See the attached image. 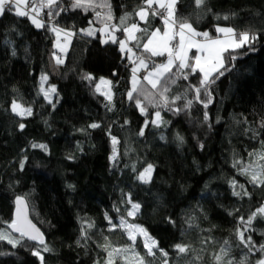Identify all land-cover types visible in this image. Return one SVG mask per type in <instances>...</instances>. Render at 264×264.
I'll return each mask as SVG.
<instances>
[{"label": "trees", "instance_id": "obj_1", "mask_svg": "<svg viewBox=\"0 0 264 264\" xmlns=\"http://www.w3.org/2000/svg\"><path fill=\"white\" fill-rule=\"evenodd\" d=\"M73 2L58 0L52 9L59 12V34L49 24L37 28L27 16L16 15L15 8L0 15V230L10 232L13 198L21 196L52 249L42 252L44 264H107L114 249L121 251L114 252L112 264H125L123 251L143 258L144 264H257L264 258L259 250L264 245V214L250 225L240 218L247 221L264 205V185L251 183V176L242 171L258 167L264 172V0H204L200 6L195 0H177L175 19L187 20L197 31L218 36L215 27L225 25L258 38L231 53L237 59L207 90L201 88L199 99L198 70L186 69L184 79L174 69L157 89L142 79L147 70H140L134 95L145 113L135 99H128L133 63L119 43H101L99 33L88 36L81 29L141 24L146 31L136 33L138 42L128 46L152 69L166 56L153 57L142 44L155 26H162V18L149 12L147 23H141L135 13L143 0H92L86 8H74ZM66 32L74 35L65 61L57 64L61 52L56 43ZM114 34L126 38L123 31ZM89 74L93 79H85ZM42 75L47 80L40 86ZM101 78L111 81V101L97 91ZM53 85L56 92L49 102L41 88ZM161 93L169 101L167 107L162 106ZM175 97L180 99L172 102ZM189 100L191 106L185 107ZM13 101L31 108L32 115H16ZM156 111L166 124H151ZM93 123L99 127H89ZM113 136L118 143L111 160ZM33 144H44L47 151ZM148 164L153 165L151 179L143 183L137 176ZM232 181L243 185L248 195H233ZM129 195L140 205L134 216L127 214L132 207ZM121 217L146 229L158 245L154 255L147 254L140 240L133 244L127 238L118 225ZM245 227L252 251L238 238L237 230ZM177 244L188 250L179 253ZM40 247L32 241L12 247L0 240V264H40L32 254Z\"/></svg>", "mask_w": 264, "mask_h": 264}, {"label": "snow or ice", "instance_id": "obj_2", "mask_svg": "<svg viewBox=\"0 0 264 264\" xmlns=\"http://www.w3.org/2000/svg\"><path fill=\"white\" fill-rule=\"evenodd\" d=\"M177 0H143V4L146 6H142L139 11H137L135 14L139 16L141 21H144L147 23V17L149 15V12H151V15L153 17L160 16L163 19V23L165 25L163 35H161V29L157 28L151 32V34L147 37V42L143 44V49L145 52H150L151 56H163L165 53H167V62L163 64H152V70L147 71V74L142 76V79L144 81H147L149 84L152 85L153 89H157L158 85L164 84L168 78L173 74V70L175 69V72L180 73L184 79L188 78V74L185 71L186 69H191L193 73L199 72L202 74V79L200 80V88H196V99H199V94L201 91V88L207 90L208 84L213 83L215 79H218L219 76H223L224 72L228 70V65L231 61L237 59L235 55H232V52H235L238 49H243L246 46H251L256 40H257V34L250 33L248 31L239 32L237 33L235 29L231 27L222 28L217 27L216 31L218 33H224L225 36L223 39L216 38L212 39L209 36L208 32H197L195 28L193 27L192 23H189L187 20L183 21H177L175 19V12H174V5L176 4ZM197 6H200L203 4L204 0H195ZM21 4H32V8L30 11H24L21 10L19 7ZM58 0H41L39 6L36 5V0H0V15H2L5 11H11L13 8L16 10V15L20 17L27 16L31 22L37 27L41 28L44 27V23L39 19L40 11L43 8H48L49 11L47 15L49 17L57 16L59 15V12H54L52 9L57 6ZM153 5H157L158 9H167V16L164 15V12L159 11L157 9L153 8ZM92 6V0H74L72 7H91ZM35 13V15H31V13ZM109 13H110V6H109ZM129 14H125L124 17H121V25L124 24ZM97 16H99V13H97ZM108 19H111V15L109 14ZM227 19V17H225ZM92 22L90 21V24ZM178 27L179 31H174L171 29H175ZM106 28L108 26L106 25ZM187 30V32L185 31ZM52 31L57 32L59 34V29L53 28ZM82 32H84L88 36H94L96 34V31H103V30H97L93 28L89 29H81ZM116 31H123L126 35V39L120 40L112 33ZM146 29H141L138 25V23H132L129 26L126 27H120L117 25H112L110 27V30L108 31V35L110 36L112 43H119L120 50L124 54V56L132 61L133 64L136 66L132 67V88L127 93L128 99L133 100L135 99L137 107L140 109L141 113H145L146 109L143 106L142 102L134 95L139 91L137 85L140 83V77L137 76V73L140 72L141 69L148 70L149 69V62L145 60L143 56L135 57V53L133 52V49L131 47H128V42L130 41H137L138 37L136 33L138 32H145ZM66 38L71 37L74 35L71 32L65 33ZM176 36H179V43L175 46H171L172 41L175 39ZM196 37H203V41H198L195 39ZM109 41L107 39L102 40L101 43H108ZM190 49H196V52L193 57H189L188 53ZM61 51H64L62 48ZM55 55V54H54ZM135 57V59H134ZM57 64H62L63 60L59 59L57 57L56 59ZM138 62V63H137ZM85 79H93L91 75H87ZM47 80V75H42L41 81ZM172 83H175V80L171 81ZM101 83L105 85L111 86V81L105 80L104 78H101ZM100 90V85H97V91ZM43 91V88H42ZM165 93L168 91V88L165 87L163 90ZM55 93L56 88L55 86H51L48 91L44 92V96L46 99L49 98V93ZM106 96V99L111 101L112 97L110 92L104 93ZM208 103H211L210 93ZM148 97L146 96L145 99ZM161 99L163 101L162 106L167 107L169 105V101L167 97L161 93ZM176 99H180V97H175L172 102H174ZM51 102V101H50ZM192 101L189 100L185 107L191 106ZM205 108H207V103H205ZM169 110H173L169 108ZM12 111L14 113H17L20 116L24 115H32V109L31 108H21L19 104H17L15 101H13L12 104ZM175 111H180V109H175ZM204 119L207 121L209 119L208 113L205 112ZM127 123V122H126ZM149 121H145V126H147ZM166 121H163L161 118L160 111L155 112V118L151 120V124L154 126L159 127L161 124H166ZM25 127L24 124H20V128L23 129ZM91 128H97L99 127L98 124L93 123L89 125ZM140 135L144 134V129L141 128ZM163 138V137H162ZM181 142H183V137L178 136L177 137ZM112 143H113V156L110 157V159H115V146L118 143V140L116 137H112ZM33 147H39L47 151V146L44 144H33ZM201 147H203L201 145ZM71 159V157H69ZM238 163V162H237ZM21 167H23V162L21 163ZM153 171V165L148 164L147 167L144 168L142 172L139 173L137 176V179L140 180L143 183H148L151 179V174ZM243 172L245 174L248 173V169H243ZM259 177V178H258ZM251 183L253 184H259L264 185V172L252 174L251 176ZM234 188L233 195L235 196H241V195H248L247 191L244 189L243 185H237L235 181L231 182ZM71 187V185H70ZM239 187L241 191H236L235 189ZM127 203H130L132 205L131 209L128 211V216H134L140 209V205L138 203H133L131 200V197L129 195V198L127 200ZM16 213L14 214V217L12 221L9 223L8 227L12 230L11 232L8 231H0V240H7V242L12 245V247H18V246H24L28 241L36 242L39 246H41L39 249L34 248L32 250V254L39 258L40 264H44V256L42 255V252H51L52 249L47 245L43 233L40 232L39 228L36 227L35 224H33L30 220L27 218V206L24 203V199L22 197L16 198ZM264 214V205H261L255 212L252 213V215L248 218L247 221H244V218H240V222L242 224L250 225L252 220L257 217V215ZM106 219L109 220V223L111 224V218L105 214ZM125 220L123 217H121V226L125 224ZM89 227H92L91 224L88 225ZM113 228L116 227V225H112ZM128 238L129 240L133 241V244H135L137 235H143L144 236V247L147 249L148 255H154V249H158L157 242L152 239L148 234L146 229H144L140 225H128ZM247 231V227L244 228L243 231L237 230L238 238L240 240V243L244 245V247L248 248L249 251H252V238L251 236H248L245 238V232ZM13 233H18V236H13ZM86 235V233L82 230V236ZM227 241H225V244L227 245ZM176 249L179 253H185L188 249L187 246L177 244L175 245ZM259 250L261 252H264V245H260ZM120 249H114L112 252H108V261L107 264H112V258L114 255V252H119ZM159 251L164 255L167 256V253L164 252L162 249H159ZM222 251H224L222 249ZM224 254H227L226 252ZM138 255V254H137ZM217 261L221 260L220 256L216 257ZM140 264H144L143 258H140ZM231 264V262H229ZM257 264H264V259H261L257 261Z\"/></svg>", "mask_w": 264, "mask_h": 264}, {"label": "rangeland", "instance_id": "obj_3", "mask_svg": "<svg viewBox=\"0 0 264 264\" xmlns=\"http://www.w3.org/2000/svg\"><path fill=\"white\" fill-rule=\"evenodd\" d=\"M143 6H145V5H143ZM20 7V6H19ZM146 7V6H145ZM22 10H24V11H27V9L26 8H24V7H20ZM174 8H175V5H174ZM29 10H31V8L29 9ZM16 11V10H15ZM137 11H139V9L137 10ZM149 15H150V13H149ZM149 15H148V17H149ZM138 17V20L141 22V23H144V21H141L140 20V18H139V16H137ZM147 17V18H148ZM161 22L163 23V19H161ZM106 25L107 24H104V25H101V27H97V26H92L91 28H93V29H97V30H103V31H96V33H99V35L101 36V41L102 40H105V39H107L109 42H111V39H110V36L107 34L108 33V31L110 30V26L109 25H107L108 26V28H106ZM131 25V24H130ZM139 25V27H141V24H138ZM35 26V25H34ZM129 26V25H128ZM218 26H216L215 27V31H216V28H217ZM219 27H222V28H227V27H231V26H225V25H219ZM157 28H159V29H161V35H163V31H164V28H165V25H164V23L162 24V26H155V28L153 29V30H155V29H157ZM232 28V27H231ZM152 30V31H153ZM171 30H174V31H179V29H178V27H176L175 29H171ZM196 30V29H195ZM151 31V32H152ZM186 32H187V30H185ZM197 31V30H196ZM151 32H150V34H151ZM197 32H200V33H202V32H205V31H197ZM113 35H115L114 33H112ZM216 34H218V36H213V37H211L210 35V37L212 38V39H216V38H220V39H223L224 38V36H225V34L224 33H218L217 31H216ZM59 36H61V35H59ZM123 39H126V38H123ZM122 39V40H123ZM195 39H197L198 41H203V37H196ZM66 41H67V46L64 48V47H62V46H59V45H57V43H56V48L59 50V52H61V55L59 56V55H57L56 56V59H57V57L59 58V59H61V60H63V61H65V56H66V53H67V51H68V47H69V44H70V41H71V38L69 39V38H67L66 39ZM147 42V38L145 39V41H144V43H146ZM143 43V44H144ZM179 43V36H176L175 37V39L172 41V44L170 45V47L171 46H175V45H177ZM142 44V45H143ZM120 46V45H119ZM128 47H130V46H128ZM64 49V51H61V49ZM195 52H196V49H190L189 50V53H188V55H189V57H193L194 56V54H195ZM123 56H124V54H123ZM163 56H166V60L163 62V63H166L167 62V53H165ZM138 63V62H137ZM163 63H161V64H163ZM134 66H136L135 64H132V66L131 67H134ZM141 70H145V69H141ZM152 69H148L147 71H151ZM147 71H146V74H147ZM131 81H130V88H132V75H131ZM105 80H108L109 81V79H107V78H104ZM39 82H40V86L41 85H43V83H44V81H43V83H42V81H41V77H40V80H39ZM99 85H100V92L105 96V94L104 93H108V92H110V94H111V89H110V86L109 85H105V84H103V83H101V79H100V81H99V83H98ZM43 88V91L42 92H45V91H48L50 88H48V89H44V87H42ZM41 88V89H42ZM106 97V96H105ZM46 99V98H45ZM47 101H51L52 100V93L50 92L49 93V98L48 99H46ZM17 103V102H16ZM11 104H13V102L11 103ZM18 104V103H17ZM20 106H21V108H24L21 104H19ZM11 109H12V105H11ZM16 115H18L17 113H15ZM19 117H20V115H18ZM24 116H29V115H24ZM24 116H22V117H24ZM243 169H245V167H242V171H243ZM248 169V174L250 175V176H252V174H256V173H260L261 172V170H260V168H258V167H251V168H247ZM259 178V177H258ZM132 206V205H131ZM125 224L123 225V226H121V220L120 221H118V225H119V227L120 228H122L124 231H125V234H126V236H127V238H128V230H127V226L128 225H137V224H135V223H130V222H128L127 220H125ZM0 231H5V230H0ZM19 235V234H18ZM18 235H13V236H18ZM137 240H140L141 241V243H142V248H145L144 247V236L143 235H137V238H136V241ZM7 241V240H6ZM131 241V240H130ZM131 242H133V241H131ZM145 250H146V252H147V249L145 248ZM120 255H122L123 256V260H124V262H125V264H140V260L139 259H137L135 256H134V254L133 253H131V252H129V251H127V252H122V253H120ZM150 256V255H149ZM264 259V258H263ZM162 264H168L166 261L164 262V263H162Z\"/></svg>", "mask_w": 264, "mask_h": 264}, {"label": "built area", "instance_id": "obj_4", "mask_svg": "<svg viewBox=\"0 0 264 264\" xmlns=\"http://www.w3.org/2000/svg\"><path fill=\"white\" fill-rule=\"evenodd\" d=\"M25 8L27 9V11H30V10H29L30 8H29L28 5H26ZM153 8L158 10V8H157L156 5H154ZM159 11L164 12V15L167 16V9H160ZM98 13H99V17H101V14L104 13V9L101 8V10H100ZM34 15H35V14H34ZM39 19H41V21H42L43 23H45V24H47V25L49 24L52 28H54V27L57 28V26H56V17H55V16H53V17H49V16L47 15V13L44 12L43 10L40 11ZM57 29H58V28H57ZM59 30H61V29L59 28ZM61 32H62V31H61ZM142 74H143V72H139V73H138L139 76H141ZM112 156H113V155H112ZM115 156H116V153H115ZM111 160H112V159H111Z\"/></svg>", "mask_w": 264, "mask_h": 264}, {"label": "water", "instance_id": "obj_5", "mask_svg": "<svg viewBox=\"0 0 264 264\" xmlns=\"http://www.w3.org/2000/svg\"><path fill=\"white\" fill-rule=\"evenodd\" d=\"M17 197H21V196H15L14 198H13V200H14V203H13V216H12V219H13V217H14V214L16 213V209H17V205H16V198ZM24 199V203H25V205L27 206V218H28V220H30L33 224H35L36 225V227L37 228H39V226L34 222V221H32V219H31V216H30V210H29V207H28V203H27V200H25V198H23ZM9 228V227H8ZM39 230H40V232L41 233H43V231H41V229L39 228ZM9 231L11 232L12 230L9 228ZM15 234H18V233H13V235H15ZM43 236H44V234H43Z\"/></svg>", "mask_w": 264, "mask_h": 264}, {"label": "crops", "instance_id": "obj_6", "mask_svg": "<svg viewBox=\"0 0 264 264\" xmlns=\"http://www.w3.org/2000/svg\"><path fill=\"white\" fill-rule=\"evenodd\" d=\"M20 7H24V8H25V7H26V4H21ZM21 10H22V9H21ZM25 17H26V16H25ZM27 18H28V17H27ZM30 21H31V20H30ZM61 38H64V39H62V40L59 39V40L57 41V45L62 46V47L65 48V47L67 46V41H66L67 38H66L65 35H64L63 37L61 36ZM68 38H69V37H68ZM69 39H70V38H69ZM198 71H199V70H198ZM201 75H202V74H201ZM146 82H147V81H146Z\"/></svg>", "mask_w": 264, "mask_h": 264}]
</instances>
